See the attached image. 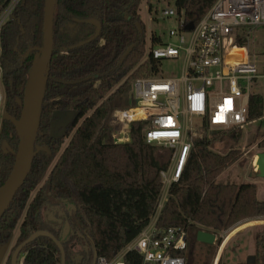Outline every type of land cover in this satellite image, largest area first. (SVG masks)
<instances>
[{
	"label": "trees",
	"instance_id": "1",
	"mask_svg": "<svg viewBox=\"0 0 264 264\" xmlns=\"http://www.w3.org/2000/svg\"><path fill=\"white\" fill-rule=\"evenodd\" d=\"M8 1L0 0V8ZM141 1L57 0L51 26L52 54L43 79L32 156L24 183L0 216V248L10 246L17 230L11 252L32 234L47 231L61 242L65 264H92L95 257L112 260L152 218L162 189L160 173L167 162L161 163L156 147L143 142L146 123L133 122L130 142L123 144L114 143L108 123L115 110L133 107L134 81L153 77L160 65L147 56ZM215 1L174 0V8L183 12L186 23L196 25ZM44 2L22 0L0 32L5 112L9 115L0 129V193L17 172L22 145L17 123L25 110L29 74L43 47ZM80 20H96L101 26L99 36L88 44L83 43L94 36L96 27ZM149 43L152 47L162 44L155 35ZM245 44L238 39L237 45ZM263 105L262 95L251 98L249 122L261 119ZM68 113H73L72 120L51 136V124ZM241 132L222 130L221 135L238 141ZM214 141L207 137L193 141L184 172L172 184L157 220L160 227H178L187 233V250L182 253L186 264H210L215 250L197 242V232L216 235L264 219V201L256 199L255 185L216 184L240 153L216 154L211 149ZM2 143L9 147L5 154ZM45 147L51 154L42 151ZM257 147L264 150V136ZM46 207L63 209L70 228L64 239L62 225L42 218ZM76 245L82 247L77 254L82 261L71 252ZM197 246L205 249L202 258L195 255ZM21 255L23 264H61L59 250L48 238L36 239ZM254 255V264H264V232L255 236ZM124 260L143 264L134 253ZM5 264H11L9 259ZM216 264L246 263H225L219 258Z\"/></svg>",
	"mask_w": 264,
	"mask_h": 264
},
{
	"label": "built area",
	"instance_id": "2",
	"mask_svg": "<svg viewBox=\"0 0 264 264\" xmlns=\"http://www.w3.org/2000/svg\"><path fill=\"white\" fill-rule=\"evenodd\" d=\"M21 1L9 0L0 8V32ZM161 18L174 20L176 28L168 31L167 42L158 37L162 44L150 45L147 56L160 63L181 62L180 77L162 78L158 70L153 77L136 80L133 107L115 110L108 123L115 144L129 143L130 125L144 122L145 145L170 150L166 169L160 173L162 189L152 218L136 238L112 260L95 257L93 264H126L128 253L137 254L143 264H186L182 253L187 250V233L178 227H160L157 220L192 151L193 125L203 131L242 130L255 123L248 119L251 98L264 97L260 92L264 91V70H258L248 50L249 36L264 28V0H216L191 31L184 30L183 12L175 8L163 10ZM238 39L246 44L237 45ZM3 75L0 65L1 124L9 119ZM134 110L140 116L129 115ZM258 121H264V105ZM23 260L24 255L20 264Z\"/></svg>",
	"mask_w": 264,
	"mask_h": 264
},
{
	"label": "rangeland",
	"instance_id": "3",
	"mask_svg": "<svg viewBox=\"0 0 264 264\" xmlns=\"http://www.w3.org/2000/svg\"><path fill=\"white\" fill-rule=\"evenodd\" d=\"M149 6V7H148ZM151 7V12H150ZM171 7L174 8V0H142L140 2V21L145 26V43L147 51L150 46V37L155 35V37H159L163 42H167V33L170 29H175L176 24L172 19L162 20L161 13L166 8ZM249 44L248 50L250 56L253 57V61L258 67L259 71L264 70V28H257L250 36H249ZM40 54L35 58L34 63L36 67V63L38 62ZM34 67V69H35ZM180 68L181 62L178 61H162L158 67L160 77L162 78H179L180 77ZM34 70L29 74L28 81L29 85L27 87L26 93V105L25 110L22 115V119L17 123V129L20 136H24V130L27 121V110L29 105V98L32 87V76ZM144 79V78H138ZM137 79V80H138ZM135 82V81H134ZM261 94H264L263 89H260ZM195 123L193 125V131L196 132L194 136L191 137L194 140H201L207 137L208 139H215V141L211 145V149L213 152L219 155H223L229 151H238L240 153L239 160L231 165L228 169H226L217 179L216 184L224 185V184H232V185H242V184H253L256 187V199L258 201H264V179L258 178L256 176V169L253 165V161L260 152H263V149L257 147L258 141L264 136V121H258L252 123L250 125L245 126L242 129L240 139L238 141H232L228 136L221 135V131L217 130H205L203 131L198 127ZM1 128V122H0ZM194 133V132H193ZM67 144L64 142L62 149ZM156 156L157 159L161 163H168L170 150H165L160 147H156ZM42 181L39 184V187L43 184ZM38 187V188H39ZM44 209L42 212V218L46 219L48 214H53L55 217H63L64 211L63 209L55 208ZM249 223V224H248ZM264 232V219L260 218L258 220H254L251 222H244L243 224H239L236 227L221 232L215 235L216 242L211 245L215 248V250L211 253L210 264H215L219 258H222L223 262L228 263H244L246 262L249 256L254 255V246H255V236L257 234H261ZM18 236V230L14 233L9 249L6 255L3 258V263L5 264L7 261V257L9 256L11 249L15 245V240ZM221 243V244H220ZM220 245V246H219ZM82 251V247L80 245L73 246L71 248V252L74 255V259L80 261L79 254ZM195 255L198 258H202L201 256L205 254V249L200 246L195 247ZM201 255V256H200ZM93 263V262H92Z\"/></svg>",
	"mask_w": 264,
	"mask_h": 264
},
{
	"label": "water",
	"instance_id": "4",
	"mask_svg": "<svg viewBox=\"0 0 264 264\" xmlns=\"http://www.w3.org/2000/svg\"><path fill=\"white\" fill-rule=\"evenodd\" d=\"M57 3V0H45L44 2V19H43V47L42 49L39 50V60L36 63V67L34 69V73L32 76V87H31V93H30V102L28 105V110H27V121H26V126L25 130L23 133L22 137V145L20 149V157H19V162L18 166L16 169V174L14 177L11 179L9 182L8 186L3 189V191L0 193V216L2 213L6 210L8 203L10 202L11 198L15 195L17 192L18 188L24 183V180L27 175V169L28 165L32 156V141L34 138V131L35 127L37 124V119H38V112L40 108V103H41V91L43 87V79L44 75L46 72V69L48 67V62L51 58L52 54V18H53V13H54V7L55 4ZM79 22H83L85 24L92 25L93 27H96V31L93 37L89 38L87 41H85L83 44H88L95 40L100 34L101 31V26L99 23L95 20H80ZM194 28V24L192 23H187L185 26L184 30L185 31H191ZM73 113H68L64 117H61L58 121H55L51 124L50 126V131L49 134L53 136V131L54 129L58 127H65L73 118ZM62 134V131L60 135ZM6 150H9V147L7 146L6 143L1 144V151L5 154ZM42 151H46L47 153L51 154L48 148L42 149ZM256 176L258 178H263L264 179V151L260 152L257 155V160H256ZM49 220L51 222H55L54 218L52 215H49ZM65 228H64V233L62 235V239L68 234L69 232V224L67 222L64 223ZM38 238H48L52 242L55 243L57 246L59 253H60V260L61 264H65V255H64V249L61 245V242L57 241L53 235H51L49 232H36L29 236V238L24 241L20 246H18L14 252L12 253L11 256V264H19L18 263V257L19 255L22 254L23 250L28 247L30 244H32L36 239ZM197 242L205 244V245H213L216 242L215 235L205 232V231H199L196 234ZM9 249V245H5L0 248V264L3 262V258L5 254L7 253ZM255 258L254 256H249L246 260V264H254Z\"/></svg>",
	"mask_w": 264,
	"mask_h": 264
},
{
	"label": "flooded vegetation",
	"instance_id": "5",
	"mask_svg": "<svg viewBox=\"0 0 264 264\" xmlns=\"http://www.w3.org/2000/svg\"><path fill=\"white\" fill-rule=\"evenodd\" d=\"M8 118H9V115H8ZM59 119H60V118H59ZM59 119H58V120H59ZM58 120H57V121H58ZM60 128H61V127H58V128H56V129H54V130L56 131V130H58V129H60ZM0 129H1V128H0ZM53 132H54V131H53ZM67 210H69L68 207H67ZM49 215H52V216H53V214L51 213V214H48V215L46 216L47 220H48L52 225H62V235H63V233H64V228H65V224H64V223L66 222L65 218H64V217H61V218H62V219H61V218H54V217H53L54 220H55V222H51V221L49 220ZM63 216H64V214H63ZM63 218H64V219H63ZM69 229H70V228H69ZM68 233H69V232H68ZM66 236H67V235H66ZM66 236H65V237H66ZM65 237H64V238H65ZM13 252H14V251H13ZM13 252H10V254H9V256L7 257L6 261H7L8 259H9V261H10ZM5 255H6V254H5ZM22 256H23V255H19V257H18V260H17V261H18L19 264H20V259H21ZM78 259H79L80 261L83 260L81 257H79ZM2 261H3V260H2ZM93 262H94V261H93ZM2 263H3V262H2ZM2 263H1V264H2ZM10 263H11V261H10ZM92 264H93V263H92Z\"/></svg>",
	"mask_w": 264,
	"mask_h": 264
},
{
	"label": "bare ground",
	"instance_id": "6",
	"mask_svg": "<svg viewBox=\"0 0 264 264\" xmlns=\"http://www.w3.org/2000/svg\"><path fill=\"white\" fill-rule=\"evenodd\" d=\"M139 112H140V111H138V110H134L133 112L129 113V115H131V116H133V117H135V116H140V115H139ZM256 160H257V157L255 158V161H253V162H254L253 165L255 166V168H256V165H255ZM256 169H257V168H256Z\"/></svg>",
	"mask_w": 264,
	"mask_h": 264
},
{
	"label": "crops",
	"instance_id": "7",
	"mask_svg": "<svg viewBox=\"0 0 264 264\" xmlns=\"http://www.w3.org/2000/svg\"><path fill=\"white\" fill-rule=\"evenodd\" d=\"M257 196V195H256ZM249 224V223H248Z\"/></svg>",
	"mask_w": 264,
	"mask_h": 264
}]
</instances>
